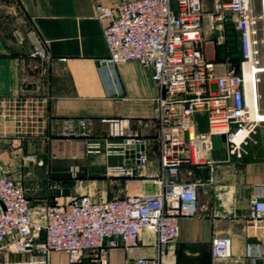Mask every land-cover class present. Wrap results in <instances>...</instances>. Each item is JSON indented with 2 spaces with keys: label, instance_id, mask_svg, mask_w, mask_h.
Returning a JSON list of instances; mask_svg holds the SVG:
<instances>
[{
  "label": "built area",
  "instance_id": "1",
  "mask_svg": "<svg viewBox=\"0 0 264 264\" xmlns=\"http://www.w3.org/2000/svg\"><path fill=\"white\" fill-rule=\"evenodd\" d=\"M96 13L107 19L103 37L108 52L98 59L99 65L136 61L150 70L158 89L152 139L159 168L156 174H138L153 178L159 190L151 194L128 191L127 181L139 178L137 170L149 162L152 139L140 134L147 125L143 119H113L106 150L122 156V164L110 168V174L125 177L121 195L99 200L71 195L42 209L32 208L22 183L0 170V242L10 251H35L45 258L51 251H63L70 263L87 256L95 264H106V247H135L142 229L153 232L160 245L175 240L179 218L197 210V188L203 181L193 176L195 169H208L206 182H212L215 165L233 155L239 157L241 145L263 122L249 112L247 86L254 85L258 104V87L264 79L263 0L258 5L255 0H128L116 7L97 4ZM228 21L239 33L242 60L237 71L209 59L205 52L208 41H223ZM26 57L33 61L30 69L40 81L48 82L53 58L45 48L36 47ZM26 89L23 83L21 96L0 97V117H21L28 132L39 135L42 131L45 141L52 135H89V119L51 115L39 92L26 96ZM196 113H206V131L198 129ZM221 135L223 160L212 157V138ZM236 137L241 138L239 143ZM183 165L188 166L185 173L193 176L191 180L182 178ZM248 210L251 220H264V194L252 193ZM210 252L213 260L228 258L230 240L213 236ZM134 264L162 263L153 256L139 257Z\"/></svg>",
  "mask_w": 264,
  "mask_h": 264
},
{
  "label": "crops",
  "instance_id": "2",
  "mask_svg": "<svg viewBox=\"0 0 264 264\" xmlns=\"http://www.w3.org/2000/svg\"><path fill=\"white\" fill-rule=\"evenodd\" d=\"M124 1L128 0H0V97L21 96L26 83L24 95L39 92L51 115L90 121L87 136L52 135L45 141L42 131L29 133L21 117H0L1 173L19 179L32 208L42 209L71 195L99 200L122 194L125 177L110 174L112 166L122 164V156L107 153L109 121L143 119L147 125L140 134L150 139L155 135L158 89L150 70L136 61L111 67L98 63L108 52L103 37L107 19L97 16L96 5L116 7ZM40 46L53 58L48 82L40 81L26 57ZM41 110L39 105V114ZM149 147L147 166L137 170L139 178L126 183L130 193L159 190L153 178L138 174L158 172L153 139ZM261 150L258 158L217 163L209 183L208 169H196L193 176L203 181L197 188V210L179 218L178 237L160 245L153 232L142 229L137 246L106 247V264H134L139 257L153 256L162 264H264V220H251L248 210L250 195L257 190L264 194V142ZM187 168L183 165L182 178L191 180ZM213 236L230 240L228 258L212 259ZM0 264L95 262L86 256L70 263L63 251H51L46 258L35 251L15 253L0 242Z\"/></svg>",
  "mask_w": 264,
  "mask_h": 264
},
{
  "label": "rangeland",
  "instance_id": "3",
  "mask_svg": "<svg viewBox=\"0 0 264 264\" xmlns=\"http://www.w3.org/2000/svg\"><path fill=\"white\" fill-rule=\"evenodd\" d=\"M258 5V0H255ZM258 8V7H257ZM223 41L220 44L212 42L214 44L215 49L211 45V43H206L205 51L206 55L209 58L216 59V54H219L220 59L215 60L216 62L223 63L226 68L231 70H236L235 62L232 60V55H235V51L237 50L236 40L239 36V33L235 29L232 22L228 21L225 26ZM210 42V41H209ZM214 56V57H213ZM223 56V59H221ZM242 58L240 59V61ZM239 61V63H240ZM239 67V65H238ZM259 84V94L260 99L258 101V107L260 108V112H264V79ZM264 121L258 123L255 128L250 132L249 137L246 139V142L241 145L240 156L236 155L231 156L229 162H235L236 160H247L252 158H258L262 154L261 144L264 142ZM4 170V169H3ZM17 178V177H15ZM18 179V178H17ZM19 180V179H18ZM16 253V252H15Z\"/></svg>",
  "mask_w": 264,
  "mask_h": 264
},
{
  "label": "water",
  "instance_id": "4",
  "mask_svg": "<svg viewBox=\"0 0 264 264\" xmlns=\"http://www.w3.org/2000/svg\"><path fill=\"white\" fill-rule=\"evenodd\" d=\"M195 120L197 122V127L200 131H206L207 130V115L206 113L203 114H199L196 113L194 115ZM224 141V136H214L212 138V142H213V151H212V157L214 159H219V160H223L225 158V149L222 145V142ZM128 146L125 145L124 148L126 149ZM126 153V151H125Z\"/></svg>",
  "mask_w": 264,
  "mask_h": 264
},
{
  "label": "bare ground",
  "instance_id": "5",
  "mask_svg": "<svg viewBox=\"0 0 264 264\" xmlns=\"http://www.w3.org/2000/svg\"><path fill=\"white\" fill-rule=\"evenodd\" d=\"M262 17H264V15H262ZM249 69H250V67H249ZM247 86H248V91H249V101H248L249 102V112H250L251 116L253 118H255L256 120H258L259 122L264 121V112L258 111L256 94L254 92V85L249 83ZM240 139H241L240 137H236L235 142L239 143Z\"/></svg>",
  "mask_w": 264,
  "mask_h": 264
},
{
  "label": "trees",
  "instance_id": "6",
  "mask_svg": "<svg viewBox=\"0 0 264 264\" xmlns=\"http://www.w3.org/2000/svg\"><path fill=\"white\" fill-rule=\"evenodd\" d=\"M236 40V46H237V50L235 51V55H232L233 57H232V60H233V62H235V65H236V70L235 71H237L238 70V65H239V61H240V59L242 58V53H241V49H240V41H239V36L237 37V39H235ZM216 61L217 60H219L220 59V57H219V54L217 53L216 54ZM221 59H223V56H222V58ZM196 170V169H195Z\"/></svg>",
  "mask_w": 264,
  "mask_h": 264
}]
</instances>
